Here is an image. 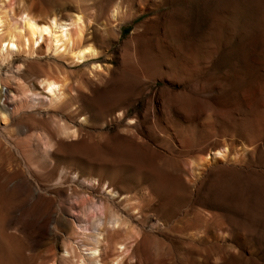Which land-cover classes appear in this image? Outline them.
Masks as SVG:
<instances>
[{
	"label": "rangeland",
	"instance_id": "rangeland-1",
	"mask_svg": "<svg viewBox=\"0 0 264 264\" xmlns=\"http://www.w3.org/2000/svg\"><path fill=\"white\" fill-rule=\"evenodd\" d=\"M0 9V34L80 15L73 40L98 52L71 65L46 35L0 56V264H90L99 219L103 264H264V0Z\"/></svg>",
	"mask_w": 264,
	"mask_h": 264
},
{
	"label": "bare ground",
	"instance_id": "bare-ground-1",
	"mask_svg": "<svg viewBox=\"0 0 264 264\" xmlns=\"http://www.w3.org/2000/svg\"><path fill=\"white\" fill-rule=\"evenodd\" d=\"M1 10L2 9H0V25L4 24L8 20V19L4 20L5 16H7V15L5 12H2ZM117 11H118L117 9H115L113 11V16H114V14L117 13ZM20 15L21 16H20V20L18 22L19 23L18 25H17V23L14 24L12 22L11 23L12 25H10V26L8 25L9 28L0 34V56L3 60L6 59L7 55L14 53V50H16L17 52H20L22 50L23 52L31 54L33 51L32 50L33 47L35 45H38V43L41 40H43L46 35L51 36V38L49 37L50 38L49 43L52 44V47H50V49L51 48L54 49V52H61L60 50H62V49L64 50V52H67L69 55V59L68 58H66V59H68L70 61L71 65H79V64H82L83 62H85L86 60L94 59L97 57L98 52H97L96 48L92 47L93 44L90 45V44H87L86 42L81 43L82 42L81 40H80L81 42L78 44L77 42H75L76 41L75 39L73 40V36H75V35H73L72 31L70 32V27L74 26V23H76L75 25H77V22L79 23V21H81L80 18H78V16H80V15L76 16L77 18L75 20L73 19L74 22L62 21V20L57 19L55 16L49 17L48 19L39 20L36 17L27 13V11L22 12V14H20ZM15 21H18V20H15ZM7 24H8V22H7ZM77 31H78V29L76 30V32ZM78 33H79V31H78ZM78 33H75V34H77V37H80V34L78 36ZM45 39H46V37H45ZM49 43H48V45H49ZM47 49H48V47H47ZM65 81L66 80H64V79H48V80H44L43 82L41 81L44 85L43 89H44V91L45 90L47 91L48 95H46V93H42V92L40 94L43 96L45 95L47 98L48 97H51V98L52 97L53 98L54 97L55 98L60 97L62 95V91H63V88L65 86ZM4 87H6V86H4ZM8 90H10V88ZM17 95H18V93H17ZM28 95H25L22 93V95L19 98L20 102L26 103L28 101V99L30 100V96H28ZM69 103H71V102H69ZM71 106H69V107H71ZM69 109H72V108H69ZM69 113H70V111H69ZM75 114H77V113L75 112ZM224 150H225V148H224ZM221 152L214 153L213 156H210V158L215 159V157H217V156L219 157L220 155L223 154V152H222V154H221ZM74 175H77V174H74ZM79 178L80 177L78 176V179ZM95 180H97V179H94V180L93 179H90V180L85 179V181L87 183H89L88 185L92 186V187H95V185H96V184L94 185ZM102 186H101V188H102ZM107 189H110V188L107 187ZM113 191H114V188H113V190H110L111 194L113 193ZM95 211H96V208H95L94 212ZM97 211L99 213H101V215H102L105 211V206L104 205L97 206ZM106 222H107L108 226L110 225L112 228L113 227L115 228V226H117V224H118V219H117L116 215L115 216L111 215L109 220ZM102 227H103V222L100 221V219H99L98 222L96 223V234H95L96 238H95V241L93 242L95 244L93 245L92 248H89L90 247L89 246L87 249V251L90 252L89 257H90V262L92 264H103L102 261L99 259V246H98V244L100 242V238L102 236V233H101ZM104 231H105V229H104ZM119 245L120 244H118V246ZM79 261L80 260H78V263H79ZM83 262L84 261L82 260L80 262V264H83Z\"/></svg>",
	"mask_w": 264,
	"mask_h": 264
}]
</instances>
